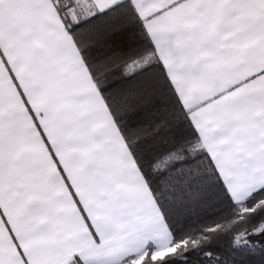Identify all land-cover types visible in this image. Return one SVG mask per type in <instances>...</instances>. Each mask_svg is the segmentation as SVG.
<instances>
[{"label":"snow or ice","instance_id":"obj_1","mask_svg":"<svg viewBox=\"0 0 264 264\" xmlns=\"http://www.w3.org/2000/svg\"><path fill=\"white\" fill-rule=\"evenodd\" d=\"M0 264H264V0H0Z\"/></svg>","mask_w":264,"mask_h":264}]
</instances>
